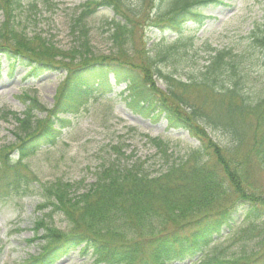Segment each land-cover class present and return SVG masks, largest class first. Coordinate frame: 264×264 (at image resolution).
<instances>
[{
    "label": "trees",
    "instance_id": "obj_1",
    "mask_svg": "<svg viewBox=\"0 0 264 264\" xmlns=\"http://www.w3.org/2000/svg\"><path fill=\"white\" fill-rule=\"evenodd\" d=\"M222 1L87 0L74 19L76 25L98 8L112 12L106 23L116 52L98 55L86 33L78 47L68 50L42 38H24L9 25L21 0H0V66L11 73L22 64L30 77L48 70L63 74L51 108L36 96H26L21 114L7 113L17 124L11 149L18 160L40 145L53 144L69 123L57 114L75 113L87 95L100 93L111 81L124 85L127 104L136 113L161 117L169 128L185 129L198 142L154 175L137 160L126 164L116 159L103 165L82 192L59 179L41 184L38 209H49L65 225L58 228L36 219L31 241L37 240L39 250L23 264H55L74 249L93 258L94 264H264V249L228 258L207 250L238 220L247 223L239 232L258 231V244L264 246V190L251 181L256 169L264 171V96L246 91L251 66L243 53L209 47L207 63L186 80L161 69L164 61L196 54L195 36L185 35L184 25H204V9ZM137 31L152 38L143 51L144 45L132 46ZM168 32L175 37L168 38ZM248 34V45L264 50V17ZM155 78L164 82L163 89ZM37 111L45 115L37 116ZM152 141L162 144L160 139ZM6 154H0V194L32 193L34 177L7 167L11 164Z\"/></svg>",
    "mask_w": 264,
    "mask_h": 264
},
{
    "label": "rangeland",
    "instance_id": "obj_2",
    "mask_svg": "<svg viewBox=\"0 0 264 264\" xmlns=\"http://www.w3.org/2000/svg\"><path fill=\"white\" fill-rule=\"evenodd\" d=\"M85 1L21 0L9 25L24 38H42L64 50L78 47L86 33L94 53L113 54L116 49L108 38L110 30L106 23L112 15L110 8H98L76 25L74 19ZM203 13L209 17L203 26L190 21L183 30L185 35L195 36L196 54H190L187 60L171 58L164 61L162 71L186 80L207 63L209 47L229 49L232 53H243L245 63L251 66L252 77L246 91L254 97L264 96V50L248 45L250 29L264 17V0H223L204 9ZM2 21L0 10V24ZM145 30L143 26L142 31ZM166 36L172 39L175 33L168 32ZM151 40L150 33L146 32L144 36L137 31L132 46L144 45L143 51ZM132 57L137 62L141 60L136 54ZM25 71L22 64H16L11 73L0 66V154L8 151L6 160L11 165L7 167L25 171L35 179L32 193L28 195L0 194V264H12V253L16 251L24 252L23 262L29 255L38 253L37 240L31 241L36 219L43 218L58 228L64 227L62 217L50 214L49 209H38L42 203L41 184L59 179L72 183L74 191L82 192L94 181L103 165L116 159L126 164L137 160L146 173L154 175L183 158L198 143L185 129L168 128L161 117L149 119L136 113L126 102L123 86L110 83L101 88V94L87 95L74 114H59L70 123L54 144L39 146L22 160L12 162L17 157L16 151L11 149L17 124L7 113L24 111L27 95L36 96L50 108L55 89L63 77L61 71L53 70L34 78L26 77ZM155 80L163 89L164 82L158 78ZM35 114L44 115L38 111ZM153 138L160 139L162 144L158 146ZM251 181L258 190H264V171L256 169ZM18 211L21 214L18 215ZM245 225L247 223L236 221L232 231L223 233L207 250L226 258L233 254L238 257L252 248L263 250L264 246L258 244L261 239L258 231L250 235L239 232ZM57 264H93V259L75 249Z\"/></svg>",
    "mask_w": 264,
    "mask_h": 264
},
{
    "label": "clouds",
    "instance_id": "obj_3",
    "mask_svg": "<svg viewBox=\"0 0 264 264\" xmlns=\"http://www.w3.org/2000/svg\"><path fill=\"white\" fill-rule=\"evenodd\" d=\"M18 215L21 214L19 211L17 213ZM23 215H27L26 212H23ZM23 258H24V252L23 251H16L12 253V264H23Z\"/></svg>",
    "mask_w": 264,
    "mask_h": 264
}]
</instances>
